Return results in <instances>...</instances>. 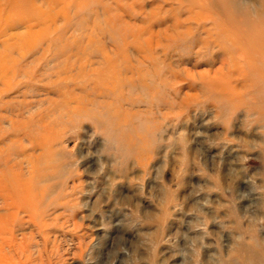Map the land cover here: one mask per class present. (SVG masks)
I'll use <instances>...</instances> for the list:
<instances>
[{
    "label": "rangeland",
    "instance_id": "rangeland-1",
    "mask_svg": "<svg viewBox=\"0 0 264 264\" xmlns=\"http://www.w3.org/2000/svg\"><path fill=\"white\" fill-rule=\"evenodd\" d=\"M263 101L264 0H0V264H264Z\"/></svg>",
    "mask_w": 264,
    "mask_h": 264
},
{
    "label": "bare ground",
    "instance_id": "bare-ground-1",
    "mask_svg": "<svg viewBox=\"0 0 264 264\" xmlns=\"http://www.w3.org/2000/svg\"><path fill=\"white\" fill-rule=\"evenodd\" d=\"M260 112L262 114V112L264 113V101L262 102V104L260 105ZM263 116V115H262ZM264 117V116H263Z\"/></svg>",
    "mask_w": 264,
    "mask_h": 264
}]
</instances>
